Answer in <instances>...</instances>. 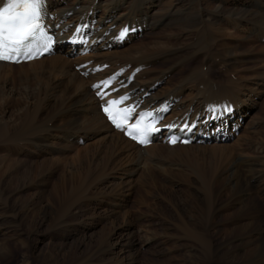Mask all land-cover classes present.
Listing matches in <instances>:
<instances>
[{
    "label": "bare ground",
    "instance_id": "6f19581e",
    "mask_svg": "<svg viewBox=\"0 0 264 264\" xmlns=\"http://www.w3.org/2000/svg\"><path fill=\"white\" fill-rule=\"evenodd\" d=\"M4 1L0 0V8ZM43 10L51 29L67 27L60 34L62 39L68 38V30L81 27L90 36L87 47L91 52L82 55L81 48L60 44L53 55L30 62L0 61V197L7 179L20 176L29 180L39 191L37 210L29 212L31 207H27L24 214L66 234L74 227L70 217L90 212L92 205L85 201L88 194L114 189L115 177L121 178V189L127 184L131 191L139 184L179 183L184 187L178 176H185L189 186L205 187L204 204L209 211L201 220L204 241L213 219L222 214L216 207L222 192L230 195L224 209L240 198V216L251 217L256 204L264 207V197L260 200L251 194L264 182V152H245L242 142L246 136L250 140L254 130L239 134L247 103L252 108L261 92L259 72L248 65L264 62V0H44ZM162 22V34L169 39L133 43L144 29V33L160 30L157 27ZM214 53L219 54L218 59L213 58ZM169 62L171 65L157 71L159 64ZM150 63L152 68H147ZM133 72L132 83L123 85L132 92V100L142 102L143 107L172 106L167 124L195 123L200 143L170 146L159 138L140 147L112 128L101 112L102 98L91 87L111 74L122 78ZM232 72L238 76L236 80ZM220 102L223 105L214 109ZM221 108L228 113L219 118ZM193 191L200 203L199 192ZM122 194L109 201V207L125 208L127 198ZM8 218L17 221L19 215ZM186 220L194 225L192 219ZM123 230L134 233L130 225ZM251 231L235 238L252 237L256 230ZM250 242L252 253L239 264H264V237ZM243 246L242 242L234 245ZM117 247L114 242L107 250L113 252ZM10 252L8 242L1 240V255ZM93 257L84 255L72 264H93L89 263Z\"/></svg>",
    "mask_w": 264,
    "mask_h": 264
},
{
    "label": "rangeland",
    "instance_id": "374dc122",
    "mask_svg": "<svg viewBox=\"0 0 264 264\" xmlns=\"http://www.w3.org/2000/svg\"><path fill=\"white\" fill-rule=\"evenodd\" d=\"M200 6L203 8L202 3H200ZM164 25L165 22H162L157 27L161 29L155 31V33L159 31L160 35L155 36L154 31L151 30L150 32V29H147L148 31L145 34L138 35V39L136 36L133 43L140 42V40H153L155 37H160L159 39L163 40L169 39L168 36L162 34ZM249 46L246 45L247 48ZM213 55L214 59L219 58L218 53ZM171 63L159 64L156 69L161 72ZM263 63L258 62L256 65L253 62L248 65L250 66L249 69L253 68L252 71L257 70L259 72L257 73L260 77L258 82L259 84L262 83L259 88L260 94L254 98L256 100L255 105L249 108L250 106L247 103L248 113L246 112L243 130L239 133L241 135L254 130L249 135L252 137V141L249 142L251 139L248 140L246 136L242 142L248 155H252L259 149L264 152ZM152 66L153 63L146 65L147 68H152ZM224 70L222 69L221 72H224ZM228 74L227 72L226 75ZM234 74V72L231 73L234 80H236L238 76L235 77ZM181 75L178 76L177 82L181 80ZM257 117L261 119H254ZM31 138L32 136L29 137V139ZM14 177L3 183L5 191L0 197V218H8L14 214H18L19 218L13 222L10 221V218L7 219L8 222L0 221V241L6 240L11 248L9 255L3 256L0 253V264H54L50 260L57 261L58 264H72L79 257H84V255L90 257V254H93L94 257L93 262L89 263L93 264H228L231 260L234 261V264H239L243 257L249 256L250 252L252 253L251 250L254 247H252L250 240L254 237H264V223L262 221L264 207L256 204L251 217L240 216V198L233 199L230 202L231 205L224 209V204L228 200L227 197L230 196L224 191L222 192L223 195L219 196V204L216 206L222 214L213 219L211 230L207 234V241H204V238L201 239L202 232H204L201 220L205 213L209 211L208 206L204 204L206 202L204 200L206 197L204 194L205 187L197 184L189 186L185 182L187 180L185 176H178V180L184 183L185 188L180 187L179 183L173 186H165L162 183L154 185L139 184L140 186L136 185L131 191L129 188L126 189L127 184L123 188L125 191L121 189L119 183L122 180L120 177H115L116 187L113 186L114 189L110 188L106 191L102 189L92 190L91 194H88L89 197L87 196L85 201L87 204L92 205V211L90 210L87 215L80 213L77 216L70 217L74 227L70 232L63 234L61 231L50 229L47 226L48 222L42 223V219L35 220L32 216L24 214L27 207H31L29 212L37 210L35 202L38 201L36 196L39 191L32 187L33 185L29 180L22 179L20 176ZM262 179H264V176ZM182 188L187 191L181 190ZM193 189L199 192L200 203L196 201ZM120 191L124 193L122 194ZM120 194L127 198L125 208L109 207L108 202L117 198ZM251 194L262 200L264 197V182L261 181ZM252 195L250 196L252 197ZM187 209L189 212H187ZM4 213L6 214L4 215ZM191 214L195 218H190ZM123 215H125V218ZM186 219H192L194 225L189 226ZM127 225L131 226L134 233L122 231L123 227ZM247 229H251V232L256 230V232L253 236L251 235L252 237L237 240L236 238ZM114 242L117 243L118 247L116 251L109 252L107 246ZM241 242L244 243L242 249L234 247V245L241 244ZM249 242L250 244L245 245ZM204 244L209 246V252ZM228 251H233L231 252L233 255H230ZM78 255L80 256L77 258ZM215 260L219 262L214 263Z\"/></svg>",
    "mask_w": 264,
    "mask_h": 264
},
{
    "label": "snow or ice",
    "instance_id": "6c2138e0",
    "mask_svg": "<svg viewBox=\"0 0 264 264\" xmlns=\"http://www.w3.org/2000/svg\"><path fill=\"white\" fill-rule=\"evenodd\" d=\"M40 0H9L6 6L0 9V59H12L9 54L7 41L11 40L13 43H20L30 31L36 27V21L39 18ZM127 97H122L120 100H113L108 102V106L104 111L108 113L117 127H122L123 124L117 115H114V106L123 103ZM120 116L130 109L118 110ZM126 122V121H125ZM138 135L133 136L134 139H139L141 144L146 143L144 138V131L139 125L134 126ZM131 134V132L129 133ZM173 143L176 141L173 140Z\"/></svg>",
    "mask_w": 264,
    "mask_h": 264
}]
</instances>
